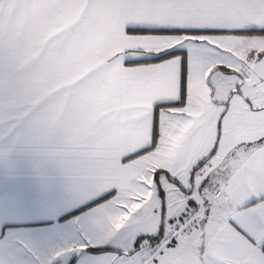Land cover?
Returning a JSON list of instances; mask_svg holds the SVG:
<instances>
[{"label": "snow or ice", "instance_id": "1", "mask_svg": "<svg viewBox=\"0 0 264 264\" xmlns=\"http://www.w3.org/2000/svg\"><path fill=\"white\" fill-rule=\"evenodd\" d=\"M0 141V264H264V0H0Z\"/></svg>", "mask_w": 264, "mask_h": 264}, {"label": "crops", "instance_id": "2", "mask_svg": "<svg viewBox=\"0 0 264 264\" xmlns=\"http://www.w3.org/2000/svg\"><path fill=\"white\" fill-rule=\"evenodd\" d=\"M48 184L58 186L61 177L49 169ZM49 192L35 159L21 146L0 141V206L30 213L48 202ZM24 223L35 228L50 227L49 219L31 218Z\"/></svg>", "mask_w": 264, "mask_h": 264}]
</instances>
